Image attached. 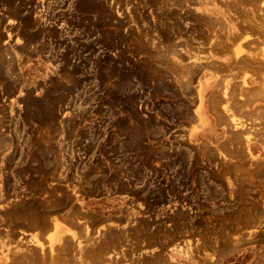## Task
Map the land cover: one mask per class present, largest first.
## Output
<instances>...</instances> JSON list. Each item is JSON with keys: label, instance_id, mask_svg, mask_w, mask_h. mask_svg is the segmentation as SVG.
I'll list each match as a JSON object with an SVG mask.
<instances>
[{"label": "rangeland", "instance_id": "374dc122", "mask_svg": "<svg viewBox=\"0 0 264 264\" xmlns=\"http://www.w3.org/2000/svg\"><path fill=\"white\" fill-rule=\"evenodd\" d=\"M44 1L40 28L22 19L40 69L0 62V264H122L196 234L220 264H264V109L222 158L188 138L197 70L173 46L192 0ZM52 220L109 228L40 250L27 234Z\"/></svg>", "mask_w": 264, "mask_h": 264}, {"label": "crops", "instance_id": "0c3cea01", "mask_svg": "<svg viewBox=\"0 0 264 264\" xmlns=\"http://www.w3.org/2000/svg\"><path fill=\"white\" fill-rule=\"evenodd\" d=\"M17 1L0 0V62L15 69H40V37L31 44L22 19L31 14L39 20L36 28H40L41 9L48 1L33 0L34 10L30 12L26 4L15 13L19 9L15 7ZM191 2L190 7L201 17L193 27H185L188 32L177 37L172 47L182 59L180 69L197 70L195 122L187 127V136L198 143L209 142L222 158L231 153V135L242 133L245 144L244 133L257 130L249 127L257 121L251 115L264 109V0ZM248 143V147L256 144ZM107 228L108 221L80 228L77 223L66 225L52 220L49 231L28 232L27 240L36 247L40 244V250L63 240L77 247L78 241H97ZM212 247L215 245L196 234L168 243H132L118 252L117 258L123 255V261L127 259L122 264H220L210 253Z\"/></svg>", "mask_w": 264, "mask_h": 264}, {"label": "bare ground", "instance_id": "6f19581e", "mask_svg": "<svg viewBox=\"0 0 264 264\" xmlns=\"http://www.w3.org/2000/svg\"><path fill=\"white\" fill-rule=\"evenodd\" d=\"M255 1V0H254ZM244 63V62H243ZM251 63V62H250ZM259 63H260V61H259ZM254 64V63H253ZM256 64H257V62H256ZM245 65V64H244ZM246 66V65H245ZM261 70V69H260ZM263 71V70H262ZM262 93V92H261ZM257 96V95H256ZM263 97V96H262ZM257 98H259V97H257ZM214 106V105H213ZM217 106V105H216ZM241 112V111H240ZM247 115V114H246ZM254 116V115H253ZM218 119V118H217ZM218 121V120H217ZM238 140V139H237ZM240 141V140H239ZM116 240V239H115ZM114 240V241H115ZM116 242H117V240H116ZM67 247V246H66ZM110 249V248H109ZM61 255V254H60Z\"/></svg>", "mask_w": 264, "mask_h": 264}]
</instances>
